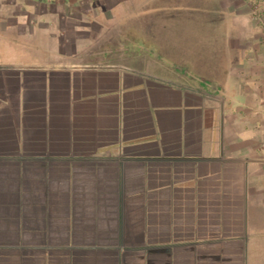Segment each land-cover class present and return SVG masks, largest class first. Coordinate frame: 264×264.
Segmentation results:
<instances>
[{
    "label": "crops",
    "instance_id": "1",
    "mask_svg": "<svg viewBox=\"0 0 264 264\" xmlns=\"http://www.w3.org/2000/svg\"><path fill=\"white\" fill-rule=\"evenodd\" d=\"M230 5L251 28L230 78L67 64L65 94L17 101L30 106L8 112L10 133L42 123L0 143L15 149L0 153V264H246L248 242L264 245V0Z\"/></svg>",
    "mask_w": 264,
    "mask_h": 264
},
{
    "label": "rangeland",
    "instance_id": "2",
    "mask_svg": "<svg viewBox=\"0 0 264 264\" xmlns=\"http://www.w3.org/2000/svg\"><path fill=\"white\" fill-rule=\"evenodd\" d=\"M65 1L0 0V66H19L0 68V126L6 130L0 133V143L11 145L18 137L26 145L40 137L29 127L42 122L30 124L27 117L18 118L20 135L10 133L8 112L15 116L20 109L29 110L30 105L18 106L17 101L33 89L39 99L65 94L68 86L60 80L71 77L67 64L138 66L199 87L211 76L218 81L230 78L221 69L236 61L238 37L251 29L237 21L231 0ZM71 52V57L65 55ZM46 82L53 85L49 88ZM114 96L118 99V92ZM51 107L54 111L53 102ZM0 153L4 157L10 153L11 160L15 157L14 148L3 147ZM246 264H264L262 240L248 242Z\"/></svg>",
    "mask_w": 264,
    "mask_h": 264
},
{
    "label": "water",
    "instance_id": "3",
    "mask_svg": "<svg viewBox=\"0 0 264 264\" xmlns=\"http://www.w3.org/2000/svg\"><path fill=\"white\" fill-rule=\"evenodd\" d=\"M0 67H4V68H7V67L9 68L10 67L11 68L13 66H11V65H3V66H0Z\"/></svg>",
    "mask_w": 264,
    "mask_h": 264
}]
</instances>
